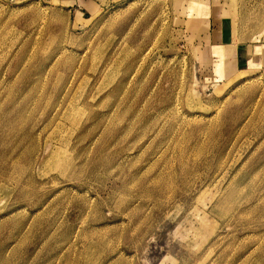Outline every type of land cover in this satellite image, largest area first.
<instances>
[{"label": "rangeland", "instance_id": "obj_1", "mask_svg": "<svg viewBox=\"0 0 264 264\" xmlns=\"http://www.w3.org/2000/svg\"><path fill=\"white\" fill-rule=\"evenodd\" d=\"M198 1L0 0V264H264V46L206 55Z\"/></svg>", "mask_w": 264, "mask_h": 264}, {"label": "crops", "instance_id": "obj_2", "mask_svg": "<svg viewBox=\"0 0 264 264\" xmlns=\"http://www.w3.org/2000/svg\"><path fill=\"white\" fill-rule=\"evenodd\" d=\"M72 11L80 10H95L97 7L100 8L101 3L99 0H59ZM179 1V0H178ZM198 2V0H188L189 10L185 9L186 12L191 11V2ZM198 6L197 8H199ZM213 13L207 19V23L203 29V37L201 40L205 41L203 49L206 51V55H213L218 59L228 62L231 60V64H248L251 60L256 57V51L259 46H264V42H259L258 34L264 29L255 32L258 35L246 36L240 40V36L237 34V28L234 26V21L231 16L229 9V0H217L212 4ZM264 31V30H263ZM236 38V39H235ZM264 41V32L260 36ZM210 41L211 44L208 42ZM208 43V44H207ZM230 59V60H229ZM228 60V61H227Z\"/></svg>", "mask_w": 264, "mask_h": 264}, {"label": "bare ground", "instance_id": "obj_3", "mask_svg": "<svg viewBox=\"0 0 264 264\" xmlns=\"http://www.w3.org/2000/svg\"><path fill=\"white\" fill-rule=\"evenodd\" d=\"M119 86V85H118ZM65 101V100H64ZM54 104V103H53ZM62 104V103H61ZM58 110V109H57ZM62 114V113H61ZM58 117V116H57ZM69 123V122H68ZM72 143V142H71ZM60 149V148H59ZM51 155L53 156V161H55L56 162V160H58V157L60 156V153H58L57 151H58V149L56 148H52L51 149ZM205 220V219H204ZM196 233H198V232H196ZM151 239V238H150Z\"/></svg>", "mask_w": 264, "mask_h": 264}]
</instances>
